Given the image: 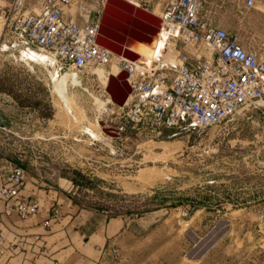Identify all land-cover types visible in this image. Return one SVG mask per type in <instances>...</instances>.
Returning <instances> with one entry per match:
<instances>
[{
  "label": "rangeland",
  "instance_id": "obj_1",
  "mask_svg": "<svg viewBox=\"0 0 264 264\" xmlns=\"http://www.w3.org/2000/svg\"><path fill=\"white\" fill-rule=\"evenodd\" d=\"M134 1L159 15L166 0ZM225 9L204 6L215 24L234 23ZM252 11L264 15V0ZM1 48L0 111L11 122L0 120V158L62 191L81 216L123 221L98 264H264V98L218 124L154 137L119 117L103 68L78 72L62 97L50 75L74 70Z\"/></svg>",
  "mask_w": 264,
  "mask_h": 264
},
{
  "label": "built area",
  "instance_id": "obj_2",
  "mask_svg": "<svg viewBox=\"0 0 264 264\" xmlns=\"http://www.w3.org/2000/svg\"><path fill=\"white\" fill-rule=\"evenodd\" d=\"M104 1L0 0V48L42 52L60 69L77 73L94 74L91 69L100 67L110 75L113 66L124 71L130 92L123 106L115 105L119 117L154 137L218 124L264 98V36L244 48L204 12L206 4L221 8L230 0L164 1L159 19L174 27L162 50L168 59L154 60L148 68L97 43ZM256 1L232 2L242 16ZM201 48L209 50L208 57L197 51ZM113 129L118 135L123 126ZM1 168L0 264H7L21 252L41 254L38 235L29 238L7 224L25 223L39 212L40 203L24 197L26 171L20 164L3 159ZM59 214L52 206L45 225Z\"/></svg>",
  "mask_w": 264,
  "mask_h": 264
},
{
  "label": "crops",
  "instance_id": "obj_3",
  "mask_svg": "<svg viewBox=\"0 0 264 264\" xmlns=\"http://www.w3.org/2000/svg\"><path fill=\"white\" fill-rule=\"evenodd\" d=\"M232 1L225 4V10L231 14L234 23L225 20L217 23L226 27L229 34L235 35L242 47L249 49L264 36V15L248 10L240 16ZM2 161L3 158H0V176ZM27 180L28 173L25 172L24 197L38 199L40 210L25 223L15 222L12 225L7 221V224L29 238L38 235L42 244L41 254L34 257L30 250L21 252L7 264H98L104 248L123 227V221L106 216L103 219L83 217L72 201L64 200L67 197L62 191L59 193L57 190L40 188ZM54 204L59 206L60 214L46 226L45 220L50 218Z\"/></svg>",
  "mask_w": 264,
  "mask_h": 264
},
{
  "label": "water",
  "instance_id": "obj_4",
  "mask_svg": "<svg viewBox=\"0 0 264 264\" xmlns=\"http://www.w3.org/2000/svg\"><path fill=\"white\" fill-rule=\"evenodd\" d=\"M160 24L159 17L129 0H105L96 41L107 49L133 60V50L154 39ZM115 68L116 73L109 76L105 90L115 105L120 107L125 104L130 87L125 81L126 73ZM0 120L11 122L8 117L1 115V111ZM103 129L108 133L111 131L109 128Z\"/></svg>",
  "mask_w": 264,
  "mask_h": 264
},
{
  "label": "bare ground",
  "instance_id": "obj_5",
  "mask_svg": "<svg viewBox=\"0 0 264 264\" xmlns=\"http://www.w3.org/2000/svg\"><path fill=\"white\" fill-rule=\"evenodd\" d=\"M129 1L133 2L134 4H138L134 0H129ZM154 15H156L157 17L160 16V14L159 15L154 14ZM172 31H174V27H172V26H170L164 22H161L157 36L154 39H151L148 44H145L144 46H137V48H135L133 50V52L135 53L133 61L135 63H137L138 65L143 66L144 68H148V67H151L153 65L154 60H157L158 62H160V61H164L165 59H168V57L164 56L162 50L164 49V43L166 42V38H167L168 33L172 32ZM40 53H42V52H40ZM24 56H25V60L29 63L30 62L39 63V62H45L47 60H49L50 62L53 61L52 58H49L48 56H44L41 54H33V52H31V51L25 52ZM98 71L99 70L93 71V73L94 74L98 73ZM115 73H116V68L113 67L110 75H115ZM110 75H107V76H110ZM50 76H51L50 79L52 80L54 86L57 88L58 93L62 97L64 96V93H65L64 91H65L66 86L68 87L69 84L70 85L79 84L78 73L75 71H72L69 74L68 73L61 74V73H59V71L57 72L54 69V71L51 73ZM108 78H106L104 75V79H108ZM107 81L105 80L103 82V84L105 86L107 84ZM128 98L129 97L127 96L126 100H128ZM260 100H258V101L260 102ZM108 102H110V98H106V103H108ZM67 109H69V107ZM109 127H111L112 129L114 128V126H112V125H109ZM84 131H85V129H83V132ZM114 133H115V131H114Z\"/></svg>",
  "mask_w": 264,
  "mask_h": 264
},
{
  "label": "trees",
  "instance_id": "obj_6",
  "mask_svg": "<svg viewBox=\"0 0 264 264\" xmlns=\"http://www.w3.org/2000/svg\"><path fill=\"white\" fill-rule=\"evenodd\" d=\"M162 136H165V134H164V135H162Z\"/></svg>",
  "mask_w": 264,
  "mask_h": 264
}]
</instances>
